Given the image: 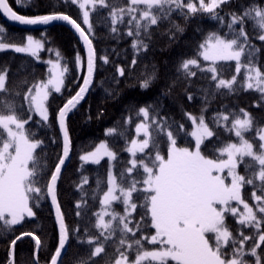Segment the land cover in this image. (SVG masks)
Instances as JSON below:
<instances>
[{
    "label": "trees",
    "instance_id": "trees-1",
    "mask_svg": "<svg viewBox=\"0 0 264 264\" xmlns=\"http://www.w3.org/2000/svg\"><path fill=\"white\" fill-rule=\"evenodd\" d=\"M8 2L16 12L25 16L53 13L71 16L84 27L96 53V66L88 91L66 116L72 154L58 183L57 197L69 231L67 248L59 264H82L85 260H88L89 264L93 262L114 264L118 258L116 249L120 233L117 232L105 240V236L101 235V229L95 227L98 219L96 214L101 213L103 196L109 187L110 161L104 158L97 164L80 159L101 141L106 139L116 153L114 173L117 185L124 188L129 186L132 179L141 180L138 174L139 162L137 169L132 173H126V169L131 166L132 160L127 146L136 136V126L143 121L148 123L150 129V144L145 153L154 154L152 142L155 141L160 154L167 157L170 141L165 133L167 131L173 133L177 146L194 148L195 137L191 133L195 125L187 114L197 117L198 122L202 116L204 123L214 135L204 140L201 151L208 158L216 159L219 149L227 144L240 142L234 130L232 132L226 130V125L230 127L231 121L235 118L244 119L241 112L243 110L253 118L252 127L244 132L243 138L251 141L258 151V145L262 143L259 132L264 128V93L255 88H247L249 81L246 79V68L243 67V70L237 73L235 61H219L213 64L199 57L200 67L190 66L196 75L187 76L181 64L186 59L197 58L198 46L204 43L209 34L216 33L231 38L228 28L230 17L227 13L240 14L252 6L264 9V0H231L228 5L222 6V10H217L219 15L224 17L223 24L219 20L210 19L208 14L197 13L185 19L179 12H173L170 20L179 25L183 29L182 32H177L172 23L164 20L158 22V25L151 26L148 29V36L142 31L139 37L127 35L131 27L128 24L129 15L124 16V23L117 20L116 24L112 23L110 15L113 9H126L130 0H105V6H101L97 0L96 7L89 8L91 29L83 23V12L79 4L72 0H24L26 7L20 6L17 0ZM136 15L139 16V12ZM0 28L4 30V34L0 35L2 42L23 45L26 44L27 36L31 34L42 40L45 45L40 53L41 58L27 53H17L14 49L0 50V70L7 72L5 88L8 89L7 94L0 93V100L3 101L0 103V111L7 114L8 103L16 105L23 103L27 108V101L23 99L27 88L40 81L46 82L49 78V64L46 60L59 59L63 69H67L62 90L53 91L50 95L49 120L42 121L35 113H25L22 116L27 119L31 115L25 130L34 133L35 139L43 142L36 149L35 155L42 164V179L36 186L44 193L45 185L50 181V175L55 171V166L63 154L62 139L57 125L58 110L83 84L86 71L85 49L75 32L59 22L29 29L9 23L0 14ZM113 28L116 29L115 32L112 31ZM234 28L238 30L239 25ZM132 30L134 31V28ZM244 30L248 33L251 45L256 49L251 59L254 65L259 66L264 72V41L257 38L264 32H261L252 18L245 21ZM135 40H143L148 45L147 50L134 49L132 45ZM57 52L59 57L56 55ZM104 57H107V62L104 61ZM246 57L247 47L245 55L241 57L243 65L248 63ZM210 67L216 68V80L212 79L213 73L208 71ZM121 68L124 69L123 75L119 73ZM234 75L236 82L231 90L216 87L219 79L231 80ZM153 76L150 86L147 89L142 88L143 81ZM17 93L20 95L17 96ZM145 107L149 110L147 118L139 112ZM17 114L19 115V111ZM225 115L228 116V121L220 119ZM214 118L218 119L219 126L213 123ZM154 119L157 122L163 121L166 125L163 133H157L153 125ZM177 125L182 127L178 128ZM109 129L114 131L109 132ZM143 157L144 153H139L138 159ZM225 157L226 154L222 158ZM145 161L150 164L148 160ZM249 163H252V160L247 156L244 157L243 163H239V173L246 179L250 178L253 172L259 171L255 165L253 168H246ZM122 173H126L123 181ZM137 188L142 189L143 185L137 184ZM253 192L256 195L262 194L258 178L254 179L253 185L245 184L242 188L243 199L256 207ZM122 199L113 202L109 213L125 214L126 205ZM132 202L137 204L135 211L131 213L133 225L140 222L142 229V232H136V238L155 234V229L149 224L150 216L145 215L144 193L133 192ZM30 206L35 216L26 217L19 225L4 226L8 230H0V264H11L10 241L23 232H33L40 238L37 262L35 238L24 237L16 243L15 264H50L51 257L59 245L60 231L48 194L42 195L38 202L34 198L30 199ZM232 206L238 207L240 212L243 211V207L238 203L234 202ZM257 215L259 218L262 214ZM142 216L145 217L144 221L140 220ZM110 218V215L104 217L105 221ZM226 225L237 238L241 232L244 236L252 237L242 246L246 253L244 260L246 264H257L256 257L250 254V247L253 243H259L258 230L254 226L240 225L239 217H233L231 214H226ZM260 231H264V224H261ZM131 235L128 234L129 242ZM89 239L103 244L105 253L89 259V253L94 251L96 246L95 243L89 245L87 243ZM145 248L154 250V246L147 243ZM225 250H228L227 247ZM256 252L260 263L264 264V244H261ZM133 259L134 255H129V260ZM169 264L176 262L170 260Z\"/></svg>",
    "mask_w": 264,
    "mask_h": 264
},
{
    "label": "snow or ice",
    "instance_id": "snow-or-ice-1",
    "mask_svg": "<svg viewBox=\"0 0 264 264\" xmlns=\"http://www.w3.org/2000/svg\"><path fill=\"white\" fill-rule=\"evenodd\" d=\"M17 2L22 7L27 6L24 0H17ZM72 2L79 4V8L83 10V23L91 29L88 6L91 5L95 8L97 0H82V2L81 0H72ZM229 3L231 0H207V2L206 0H187V2L186 0H130L126 9H113L110 15L113 24H116L117 20L124 23V16L129 15L128 24L131 27L127 35L139 37L142 31L145 36H148V29L164 20L172 23L177 32H182L183 29L170 20L173 12H179L185 19L197 13L208 14L210 19L219 20L223 24L224 17L220 16L217 10H222V6ZM99 4L105 6V0H99ZM0 10L11 21L23 25H47L52 21H65L79 33L88 47L87 78L84 79L83 86L79 91L58 110L59 125L64 134L63 158L59 159L55 171L50 175V181L45 185L44 193L40 187L36 186L42 179V164L35 155L36 149L43 142L36 140L34 133L25 130V125L29 123L31 115L27 119L22 116L25 113H37L42 121L49 120L47 107L51 94L49 86L54 88L55 92H60L67 69L56 71L55 75L46 82L40 81L28 87L23 95V99L27 101V108L23 103L19 105L8 103L6 105L7 114L0 111V230H8L4 226L19 225L26 217L35 216V212L30 206V199L34 198L38 202L42 195L50 194L52 203L56 207L57 218L60 221L59 245L51 257L50 264H58L69 231L68 226L64 223L56 196V182L61 172V166L64 165L69 154L66 116L88 91L95 70V50L92 40L89 39L84 28L69 15L53 13L25 16L14 11L8 4V0H0ZM137 12H139V16L136 15ZM227 15L230 17L228 28L231 38L221 37L216 33L209 34L204 43L198 46L197 58L184 60L181 68L187 76H195L196 72L191 71L190 66L199 68L198 58L202 57L204 61H211L213 64L217 60L235 61V70L239 73L242 67L241 57L245 55L247 47L248 57L246 59L248 63L243 65L247 70L246 79L249 81L247 88H255L264 93V72L259 66L254 65L251 59V55L256 49L251 45L248 33L244 30L245 21L252 18L261 32H264V9L252 6L240 14L227 13ZM236 25H239L238 30L234 28ZM112 31L115 32L116 29L113 28ZM3 34L4 30L0 28V35ZM257 38L264 41V34L258 35ZM132 46L138 51L147 50L148 47L143 40H135ZM41 48H43V43L34 40L32 36L27 37V43L23 46L0 41V50L14 49L17 53L28 52L32 56H38ZM56 55L59 57L58 52ZM103 59L107 62V57ZM52 67L53 70L59 69V62L53 64ZM208 71L213 73L212 79L216 80V68L210 67ZM119 73L123 75L124 69H119ZM6 79L7 72L0 70V93L7 94L8 92V89L5 88ZM151 79H154V76L143 81L141 87L147 89ZM235 82L236 76L234 75L231 80L219 79L216 87L231 90ZM0 103L3 101L0 100ZM139 112L143 113L145 118L149 116L147 107L141 108ZM241 112L244 119L235 118L231 121L230 127L226 125L227 131L234 130L235 136L240 139V144H227L217 151L216 159L208 158L200 150L204 140L214 135L208 125L204 123L202 116L197 124V117L187 114L192 124L195 125V130L191 133L195 137L194 150L177 147L173 133L171 131L165 133L171 144L167 151V158L160 154L155 141L152 142L154 154L145 153V149L149 148L150 143L148 125L137 126V132L141 129L144 130L145 139L139 145L136 141H132V147L128 151L132 153L133 157L136 156L137 151L144 153L138 168L141 180L132 179L129 186L124 188L117 185L116 177L110 174L108 177L110 187L104 193L103 205L109 206L113 201L123 198L122 202L126 205L125 214L119 215L107 211L96 214L98 219L95 227L101 229V235L105 236V240L110 239L117 232L120 233L116 249L118 258L115 259L114 264H169L170 260L175 261L176 264H246L244 260L246 253L242 246L252 237L244 236L242 232L239 238L233 236L226 225V214H231L233 217L238 216L240 225L254 226L258 230L259 243H253L250 247V254L256 257L257 264H259L256 249L264 244V231H260L261 224H264V143L258 145V151H254L253 145L244 140L243 134L252 127L253 118L243 110ZM220 119L228 121L229 118L225 115ZM213 123L219 126L218 119L214 118ZM153 125L158 134L165 131L166 125L163 121L157 122L154 119ZM177 127L182 126L177 125ZM112 131L114 129H109V132ZM260 132L262 134L259 139L264 141V129H261ZM102 149L103 151H101ZM225 154L227 158H222ZM104 156L111 160L116 159V153L110 151L105 144H101L96 152L82 156L80 159L83 161L92 159L94 163L98 164ZM246 156L252 160V163L246 165V168H253L254 165L259 168L258 172H253L252 176L247 179L237 172L238 164L243 163ZM145 159L151 166L144 163ZM130 164L126 173H132L134 169H137L138 162L135 158L130 161ZM140 169L142 171H139ZM226 169L227 174L223 175ZM126 173L121 174L122 181ZM229 177L230 183H226L225 181ZM257 178L262 194L252 193V197L257 202L254 208L242 198V188L245 184L253 185L254 179ZM137 184H142L143 188L138 189ZM117 188H119L120 195L115 194ZM137 191L144 193L145 215L150 216L149 224L155 229V234L142 235L140 238H136V232H142L140 222L133 225L131 216L137 207V204L132 202V195ZM232 201L243 205L244 211L240 212L238 207L231 206L230 202ZM77 207L79 208L80 205L78 204ZM257 213L262 215L258 218ZM109 215L111 218L105 221L104 217ZM144 219L143 216L140 218L141 221ZM128 234H132L131 242H129ZM209 234H213L212 242H210ZM25 236L34 237L36 247L39 249L41 241L38 236H35L33 232L21 233L10 241L11 264H15L16 243ZM87 243L89 245L96 244L94 251L89 253V259L105 253L103 244L92 239H89ZM146 243L154 246V250H147ZM226 247L228 250H225ZM129 255H134V259L130 261ZM82 264H89V261L85 260Z\"/></svg>",
    "mask_w": 264,
    "mask_h": 264
},
{
    "label": "rangeland",
    "instance_id": "rangeland-1",
    "mask_svg": "<svg viewBox=\"0 0 264 264\" xmlns=\"http://www.w3.org/2000/svg\"><path fill=\"white\" fill-rule=\"evenodd\" d=\"M81 2H82V0H81ZM9 3V2H8ZM11 6V5H10ZM90 6L91 5H89L88 6V10H89V21H90ZM12 7V6H11ZM13 8V7H12ZM82 12H83V10H82ZM28 36H32L33 38H34V40H38V41H41L42 43H43V41L42 40H39V39H37V38H35L33 35H31V34H29ZM27 36V37H28ZM220 36V35H219ZM222 37V36H221ZM26 43H27V41H26ZM24 45V44H23ZM23 45H19V46H23ZM44 48H45V45H44V43H43V48H41L40 50H39V52H38V56L37 57H39V58H41L40 57V53L44 50ZM22 53H27V54H31V53H28V52H22ZM49 61H51V63H49ZM219 61H228V60H217L216 62H219ZM46 62L49 64V71H50V75H49V78H51V76H54L55 75V73H56V71H62L63 70V67H62V64H61V62H60V60L59 59H56V58H52V59H48V60H46ZM57 62H59V65H60V68L59 69H56V70H53V67H52V65L53 64H55V63H57ZM241 65H242V67H241V70H240V72L243 70V64H242V62H241ZM239 72V73H240ZM48 78V79H49ZM63 80H64V77H63ZM64 85V84H63ZM62 88H63V86L61 87V90H62ZM49 91H50V93H52L53 91H55L54 90V88H52L51 86H49ZM51 95V94H50ZM49 98H50V96H49ZM49 98H48V101H49ZM47 107H48V102H47ZM49 111V110H48ZM38 117H39V115L37 114V113H35ZM199 122L197 121V124H198ZM141 124H147L148 125V123L147 122H145V121H143V122H141L140 124H138V125H141ZM137 125V126H138ZM137 126H136V136H135V138L133 139V141H136L137 142V145H139L144 139H145V134H144V130L143 129H141L139 132H137ZM264 129V128H263ZM194 130H195V128H194ZM193 130V131H194ZM148 132L150 133V129H149V125H148ZM262 133L261 132H259V136L261 135ZM244 140H246L245 138H244ZM249 143H251L252 145H253V150L254 151H256L255 150V146H254V144L251 142V141H249V140H247ZM262 143H264V141H262ZM101 144H105V145H107V148L110 150V151H112V152H114L113 150H112V148L109 146V144H108V142H107V140L105 139V140H103V141H101L92 151H90V152H87V153H84L83 154V156H85V155H88V154H90V153H94V152H96V149L101 145ZM150 144V143H149ZM234 144H237V145H239L240 144V142L239 143H234ZM170 146H171V144H170ZM176 146H177V144H176ZM132 147V141L129 143V145L127 146V150L129 149V148H131ZM177 147H179V146H177ZM179 148H181V147H179ZM195 148V147H194ZM194 148H189L190 150H194ZM200 150H201V147H200ZM101 151H103V149L101 150ZM145 151H146V149H145ZM129 152V151H128ZM202 152V151H201ZM130 153V155L132 156V159L133 158H135L136 160H137V162H139L141 159H138V155H139V151H137L136 152V156L135 157H133V155H132V153L131 152H129ZM203 154V153H202ZM104 158H106V159H109V161H110V170H109V175L111 174V175H113V176H115V173H114V160H111L109 157H107V156H104L103 158H101L100 159V161L102 160V159H104ZM165 158H167V157H165ZM225 158H227V157H225ZM86 162H93V160L92 159H89V160H87ZM144 163H146V164H148V162L147 161H145L144 160ZM149 166H151L150 164H149ZM237 172H238V174L239 175H241L240 173H239V164H238V167H237ZM227 174V169L225 170V173L223 174V175H226ZM117 182V181H116ZM226 183H230V177L225 181ZM109 187H110V185H109ZM108 187V188H109ZM108 191V190H107ZM119 193V188H117V191H116V195H119L118 194ZM243 198V197H242ZM114 202V201H113ZM113 202L111 203V205H109V206H104L103 205V207H102V210H101V212H103V211H107V212H110V210H111V206L113 205ZM238 203V202H236V201H232V202H230V204H231V206L233 205V203ZM102 204H103V200H102ZM239 205H241V204H239ZM250 206H252L251 204H249ZM242 207H243V205H241ZM254 207V206H253ZM255 208V207H254ZM242 210L244 211V208H242ZM242 211V212H243ZM212 235L213 234H209V239H210V242H212ZM16 247V246H15ZM259 264H261L260 263V261H259Z\"/></svg>",
    "mask_w": 264,
    "mask_h": 264
},
{
    "label": "water",
    "instance_id": "water-1",
    "mask_svg": "<svg viewBox=\"0 0 264 264\" xmlns=\"http://www.w3.org/2000/svg\"><path fill=\"white\" fill-rule=\"evenodd\" d=\"M9 4V3H8ZM10 5V4H9ZM13 9V8H12ZM14 10V9H13ZM15 11V10H14ZM18 13V12H17ZM0 14H1V16L6 20V21H8L9 23H11V24H13V25H15V26H19V27H24V28H29V29H34V28H39V27H43V26H46V25H43V24H38V25H23V24H20L19 22H13V21H11L4 13H3V11L2 10H0ZM19 14V13H18ZM67 15V14H66ZM52 22H59V23H63V24H65V25H67L68 27H70L74 32H75V34L78 36V38L81 40V42H82V44H83V46H84V49H85V54H86V71H85V78H87V58H88V47H87V45L84 43V41H83V39L80 37V35H79V33L70 25V24H68L67 22H65V21H52ZM52 22H50V23H52ZM49 23V24H50ZM78 23V22H77ZM48 25V24H47ZM82 27V26H81ZM83 28V27H82ZM85 30V29H84ZM86 32V31H85ZM87 33V32H86ZM89 39H90V37H89ZM92 44H93V42H92ZM93 48H94V46H93ZM95 50V49H94ZM94 65L96 66V53H94ZM84 78V79H85ZM91 82H92V79H91ZM82 86H83V84H82ZM90 86V85H89ZM88 86V87H89ZM57 125H58V128H59V132H60V135H61V139H62V147H64V134H63V129H61V127H60V125H59V119H58V114H57ZM66 126H67V122H66ZM68 130V129H67ZM68 138H69V154H68V157L65 159V163H64V165H62L61 166V172H60V174H59V178H58V180H57V182H56V196H57V186H58V183H59V181H60V179H61V176H62V173L64 172V170H65V168H66V166H67V164L69 163V161H70V158H71V154H72V151H71V139H70V137H69V133H68ZM61 158H63V154H62V157ZM48 200H49V202H50V204H51V207H52V209H53V213H54V216H55V220H56V223H57V225H58V227H59V231H60V221H59V219L57 218V213H56V207H55V205L52 203V199H51V195L50 194H48ZM57 201H58V197H57ZM60 210H61V208H60ZM62 212V211H61ZM63 219H64V217H63ZM64 223H65V221H64ZM26 237V236H25ZM24 237H22V239H23ZM67 244H68V239H67V241H66V243H65V248L62 250V254H61V258H62V256H63V254H64V252L66 251V248H67ZM40 248V247H39ZM15 251V250H14ZM38 251H39V249H37V251H36V256H35V261L37 262V254H38ZM61 258L60 259H58V264H59V262H60V260H61Z\"/></svg>",
    "mask_w": 264,
    "mask_h": 264
}]
</instances>
